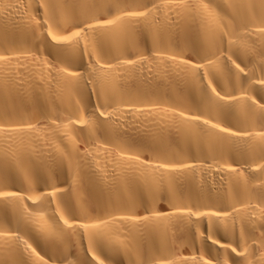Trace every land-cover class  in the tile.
<instances>
[{
    "label": "bare ground",
    "instance_id": "obj_1",
    "mask_svg": "<svg viewBox=\"0 0 264 264\" xmlns=\"http://www.w3.org/2000/svg\"><path fill=\"white\" fill-rule=\"evenodd\" d=\"M209 260L264 264V0H0V264Z\"/></svg>",
    "mask_w": 264,
    "mask_h": 264
},
{
    "label": "snow or ice",
    "instance_id": "obj_2",
    "mask_svg": "<svg viewBox=\"0 0 264 264\" xmlns=\"http://www.w3.org/2000/svg\"><path fill=\"white\" fill-rule=\"evenodd\" d=\"M130 15H143V13H130ZM106 23L107 24H111L112 21H106ZM90 27H95V26H90ZM49 35H51V33H49ZM74 35L79 36V33H76ZM52 39L56 40L57 37L53 36ZM64 39H70V38L65 37ZM237 67H239V65H237ZM241 71H243V69H241ZM224 131H227V129H224ZM5 195H13V194H5ZM233 251H235V249H233ZM205 264H212V261H210V260L209 261H205Z\"/></svg>",
    "mask_w": 264,
    "mask_h": 264
}]
</instances>
